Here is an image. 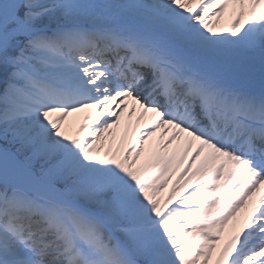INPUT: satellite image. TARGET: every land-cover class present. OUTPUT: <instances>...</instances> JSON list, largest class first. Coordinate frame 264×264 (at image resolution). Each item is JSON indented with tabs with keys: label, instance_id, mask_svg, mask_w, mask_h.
Wrapping results in <instances>:
<instances>
[{
	"label": "snow or ice",
	"instance_id": "snow-or-ice-1",
	"mask_svg": "<svg viewBox=\"0 0 264 264\" xmlns=\"http://www.w3.org/2000/svg\"><path fill=\"white\" fill-rule=\"evenodd\" d=\"M262 186L264 0H0V264H210ZM218 264H264V194Z\"/></svg>",
	"mask_w": 264,
	"mask_h": 264
},
{
	"label": "bare ground",
	"instance_id": "bare-ground-1",
	"mask_svg": "<svg viewBox=\"0 0 264 264\" xmlns=\"http://www.w3.org/2000/svg\"><path fill=\"white\" fill-rule=\"evenodd\" d=\"M228 26H229V18L228 16H226L224 20L221 22L220 26L217 28V32L220 34H226L225 30L227 29ZM258 75H259V72L257 70V76ZM72 119L82 120L83 114H75ZM127 123H128L127 114H125V116L121 119V124L118 127L113 129V132L115 133V140H116V144L113 145L114 147L119 145L120 143H123L125 147H127L132 142L134 137L137 136L139 132L142 131L145 127L144 123L137 125L135 123V118H133L131 128L127 127ZM71 134H75L74 128L71 130ZM158 136H159V133L157 134V137ZM157 137H153L149 141V148L152 149L153 151H155L156 149ZM111 139L112 137L109 136V141H111ZM146 156H147V153H146ZM146 156L143 157L142 160L145 159ZM186 163H188V161H186L185 164ZM174 168H175V175L171 177V180L168 183V187L164 189V192L162 191L163 194L166 196L171 190V188L173 187V183L175 182V180L178 179L181 172L183 171V166L181 165L176 164L174 165ZM193 183L194 181H188L183 191L181 192V197L183 195H186L189 191L192 190ZM262 194H264V186H262L260 191L257 192L256 195L252 197V200L249 202L248 206L245 209H242L241 212L234 218V220L230 221L229 225L225 228L223 233H221L220 244L217 246L216 252L213 253L210 264H218V258H219L221 249L228 244L231 237H233L237 232H239L240 228L244 225L248 217V214L251 211L252 204L257 202L259 197Z\"/></svg>",
	"mask_w": 264,
	"mask_h": 264
},
{
	"label": "rangeland",
	"instance_id": "rangeland-1",
	"mask_svg": "<svg viewBox=\"0 0 264 264\" xmlns=\"http://www.w3.org/2000/svg\"><path fill=\"white\" fill-rule=\"evenodd\" d=\"M171 189H172V188H171ZM183 189H184V188H182V189L180 190V192L177 193V196H176V197L174 198V200H173V205H172V206H175V203H176L179 199L182 198V197H181V192L183 191ZM170 191H171V190H170ZM170 191H169V193H170ZM163 192H164V189H163ZM163 192L160 194V195H161V198H162V199H166L169 193H168L167 196H166V195L163 194ZM193 207H195V206H193ZM181 223H182V221H181Z\"/></svg>",
	"mask_w": 264,
	"mask_h": 264
}]
</instances>
